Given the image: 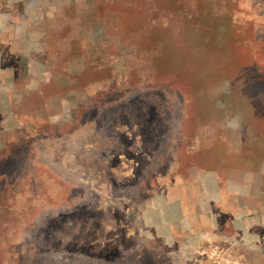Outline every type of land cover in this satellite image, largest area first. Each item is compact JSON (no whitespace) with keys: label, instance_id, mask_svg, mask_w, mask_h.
<instances>
[{"label":"rangeland","instance_id":"374dc122","mask_svg":"<svg viewBox=\"0 0 264 264\" xmlns=\"http://www.w3.org/2000/svg\"><path fill=\"white\" fill-rule=\"evenodd\" d=\"M0 264H264V0H0Z\"/></svg>","mask_w":264,"mask_h":264}]
</instances>
